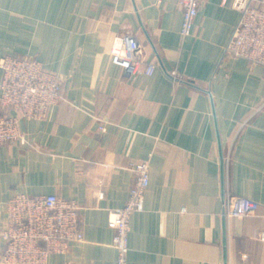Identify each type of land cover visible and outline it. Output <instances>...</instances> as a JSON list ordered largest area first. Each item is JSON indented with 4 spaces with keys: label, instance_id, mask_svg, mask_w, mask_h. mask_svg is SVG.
<instances>
[{
    "label": "crops",
    "instance_id": "obj_1",
    "mask_svg": "<svg viewBox=\"0 0 264 264\" xmlns=\"http://www.w3.org/2000/svg\"><path fill=\"white\" fill-rule=\"evenodd\" d=\"M238 18L232 0H199L182 38L177 0H0V57H36L64 97L44 118L20 119L28 143L0 144V230L13 194L56 193L82 205L84 240L47 263L116 264L108 211L127 199L131 164L148 159L128 264H264V66L223 57ZM125 31L156 63L150 75L111 61ZM222 184L255 211L225 219Z\"/></svg>",
    "mask_w": 264,
    "mask_h": 264
},
{
    "label": "built area",
    "instance_id": "obj_2",
    "mask_svg": "<svg viewBox=\"0 0 264 264\" xmlns=\"http://www.w3.org/2000/svg\"><path fill=\"white\" fill-rule=\"evenodd\" d=\"M225 1V0H223ZM199 0H177L182 11L180 35L191 33L197 15ZM239 18L223 50V57L242 56L251 64L264 66V0H232ZM111 61L121 66L128 75L143 71L150 75L156 63L145 58L135 34L125 31L115 37L110 47ZM0 144L27 142L19 125L21 118H44L50 108L64 97L59 87L61 78L43 66L32 55L0 57ZM176 78L175 71H171ZM177 79V78H176ZM179 79V78H178ZM98 129L105 131L104 122ZM134 182L122 206L109 209L107 225L113 230L111 245L116 249V264H128V234L130 216L144 208V196L149 184V160L140 159L131 164ZM96 199L102 198L105 172L97 166L93 170ZM222 214L225 219L246 216L256 209V203L229 191L222 184ZM82 205L74 199L57 195L17 192L5 202V226L0 230L4 248L0 264H48L50 254L68 255L74 242L83 241ZM264 241V228L260 232ZM56 264H72L64 259Z\"/></svg>",
    "mask_w": 264,
    "mask_h": 264
}]
</instances>
